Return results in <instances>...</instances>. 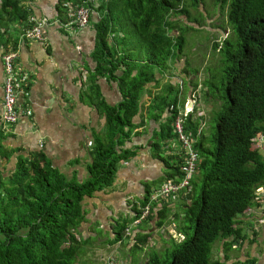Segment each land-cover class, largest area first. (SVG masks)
I'll list each match as a JSON object with an SVG mask.
<instances>
[{"label": "trees", "instance_id": "16d2710c", "mask_svg": "<svg viewBox=\"0 0 264 264\" xmlns=\"http://www.w3.org/2000/svg\"><path fill=\"white\" fill-rule=\"evenodd\" d=\"M25 1L0 0V29H4L0 44L9 43L12 24H29L31 11ZM190 1L197 8L204 0ZM96 3L58 0L57 13L63 14L62 9L77 4L102 13L96 22L98 34L93 58L97 63L93 73L95 77L109 76L120 83L122 101L116 105L100 102L107 119L106 130L95 136L92 161L86 165L87 177L82 182L67 180L41 153L19 155L8 176L0 172V264L74 263L83 243L76 237L85 219L82 202L113 187L120 165L138 154L139 146L127 147V143L140 135L138 129L146 125L144 117L139 122L137 118L143 96L152 97L153 89L156 93L150 100L149 116L156 122L162 121L151 140L153 154L168 167L165 179L182 177L183 152H167L169 149L163 142L175 139L173 124L181 111L186 83L199 103L183 121L200 154L196 176L204 172L201 192L198 197L194 195L195 176L193 190L188 194L191 203L185 201L183 215L175 218L180 219L178 228L185 233V239L173 241L166 253L152 251L147 264H225L211 259L214 243L236 235L234 225L238 215L253 205L264 209L261 207L264 196H259L264 191H257L260 187L264 189V151L254 146L255 138L264 139V0H215L216 5L227 9L234 36L228 35L213 43L214 50L223 55L220 64L224 68L222 88L218 89L222 92L218 95L221 107L209 123L198 112L202 110L201 97L207 103L217 97L208 81L210 77L199 88L193 79L185 77L192 72L184 67L183 72H188L184 82L175 80L177 76L161 85L166 70L174 68L181 58L186 32L194 28L190 25L188 29L180 28L173 16L188 15L190 20L199 21V12L193 15L184 0H100L99 5ZM129 33L139 38L136 48L132 49L127 41ZM136 50H140L138 57L134 54ZM216 113L219 114L211 126ZM3 149L0 142V150ZM146 202L147 197L140 206ZM138 209L135 205L130 218L118 220L117 234L111 244L124 240L126 228L140 214ZM170 214V206L165 205L149 219L156 217L158 226H162ZM148 236L145 233L137 239V249L142 248Z\"/></svg>", "mask_w": 264, "mask_h": 264}, {"label": "crops", "instance_id": "0c3cea01", "mask_svg": "<svg viewBox=\"0 0 264 264\" xmlns=\"http://www.w3.org/2000/svg\"><path fill=\"white\" fill-rule=\"evenodd\" d=\"M94 1L99 5L100 0ZM25 4L31 11L29 16L57 21L48 29L46 42L22 39L20 25L14 23L9 27L12 34L9 43L0 44V142L6 149L0 150V172L8 176L7 170L12 172L19 155L41 153L67 180L82 182L87 177L86 165L92 161L95 136L106 130L107 119L100 102L104 100L116 105L122 101L120 83L109 76L95 77L93 73L97 63L93 58L98 34L96 22L102 13L91 8L90 22L78 29L58 24V20L66 21L65 9L60 14L64 19L57 13L58 0H26ZM9 49L18 53L17 69L28 79L23 93L19 92L17 96L25 113L13 126H5L2 121L3 53ZM178 79L181 81L182 78ZM192 92L193 89H189L181 95V110L192 98ZM152 97L144 95L137 118L139 122L140 117H144L146 125L138 129L140 135H135L127 143V147L139 146L138 154L120 165L113 187L82 202L85 219L76 237L83 243L73 264H86L92 262L91 259L97 264H111L113 259L116 264H147L152 251L163 253L171 249L173 241L185 239V233L178 228L180 219L175 218L183 213L185 201L191 203V195L181 196L164 225L158 226L156 217L143 220L131 226V232L125 233L124 240L111 244L117 234L118 220L130 218L133 207L137 205L139 208L148 193L166 180L168 167L152 150L153 134L160 129L162 122H156L149 116ZM163 144L169 149L167 152L180 150V143L175 139ZM5 160L13 166L4 169ZM257 191L263 192L264 189L260 187ZM234 227L236 235L225 236L214 243L211 259L225 264H264V209L253 205L236 217ZM95 229L101 231L98 233ZM145 233L149 234L148 240L137 249V239Z\"/></svg>", "mask_w": 264, "mask_h": 264}, {"label": "built area", "instance_id": "2783aa9c", "mask_svg": "<svg viewBox=\"0 0 264 264\" xmlns=\"http://www.w3.org/2000/svg\"><path fill=\"white\" fill-rule=\"evenodd\" d=\"M66 21L58 20V24H63L65 27H84L91 19V7L77 4L74 7L65 9ZM52 18H38L31 15L27 26H19L20 37L26 40H36L46 42L48 39V29L54 22ZM18 53L15 50L9 49L3 53V61L5 65V84L3 97V113L2 121L5 126H13L17 124L20 116L24 115L25 111L19 104L18 93L26 88L27 76L21 73L16 66ZM199 107L198 97L192 98L185 102L183 109L180 111L178 118L173 124V134L175 140L180 143V150L183 152V175L166 179L158 188L149 192L147 202L144 206H140V214L126 228V234H130L131 226L138 225L143 220H148L152 215L160 211L165 205L172 208L175 207L181 195H188L193 190V180L197 174L198 165L200 162V154L194 147V141L190 135L186 133L184 121L190 113ZM199 110V109H198ZM204 112L199 110L198 115ZM254 146L264 151V139L258 137L254 139ZM177 152V151H176ZM259 196H264L260 193ZM264 207V202L261 204ZM180 217L183 213H179ZM111 264H116L115 259L110 261Z\"/></svg>", "mask_w": 264, "mask_h": 264}, {"label": "rangeland", "instance_id": "374dc122", "mask_svg": "<svg viewBox=\"0 0 264 264\" xmlns=\"http://www.w3.org/2000/svg\"><path fill=\"white\" fill-rule=\"evenodd\" d=\"M186 6L191 10L192 14L195 15L196 12H199V21H192L188 18V15H174L173 18L178 19V24L182 29H188V25L194 26L191 29H188L186 32L185 37V45L183 53H181V58L179 61H176L174 64V68L170 67L164 73L163 80L161 85L171 80L173 77L179 76L185 81L183 78L188 75V72H183L184 70L188 69V71L192 72V75L189 76V79H196L195 83L199 84V88L203 87L204 82L210 81L213 85V89L215 92L216 99L210 103H207L205 99L202 101V97L200 98V103L202 104L203 116L205 117L206 123L210 122L213 113L220 109L221 107V100L218 98L222 92L218 89L222 88V77H223V68L224 64H220L221 57L223 55L220 54L218 50H214L213 43L218 42L221 39L229 36H234L232 31V26L228 22L227 18V9L220 8L219 5H216L215 0H204L200 2L197 8H193L190 4V0H184ZM121 16L125 14L124 12V4L121 1ZM177 24V25H178ZM130 28V27H129ZM176 31V30H175ZM172 31V32H175ZM4 29H0V33L3 35ZM127 35V34H126ZM216 40V41H215ZM128 43H131V48H136L139 45V38L134 33L128 34ZM138 52L140 50H136L134 52L135 56H139ZM185 67V69H184ZM184 69V70H183ZM91 73V72H90ZM193 76V77H192ZM178 79V78H176ZM173 81V80H172ZM180 81V79H178ZM177 85V84H176ZM189 83L185 84V92H188ZM217 88V90H216ZM178 91V87L176 88L175 93ZM152 93H156L152 90ZM149 95V94H148ZM219 95V96H218ZM144 97V96H143ZM219 114V113H218ZM216 113L214 115V119L211 122V126H214L215 118L218 116ZM208 125H206V128ZM212 132V131H211ZM1 151H6L3 149ZM2 154V152H1ZM6 155L10 156V153L7 152ZM4 169L11 168L13 164H9L8 160L4 161ZM2 163L0 162V167ZM4 172V170H3ZM6 172V170H5ZM9 169L7 170L6 174L8 175ZM204 172L201 173L197 177L195 182L194 188V195L196 197L199 196L201 192L202 182H203ZM96 232L99 233V229H95ZM167 251L163 252L166 253ZM143 263H145L146 256L143 257ZM92 262H88L86 264H97L96 260L91 259ZM79 262V260H78ZM103 264V263H101Z\"/></svg>", "mask_w": 264, "mask_h": 264}]
</instances>
